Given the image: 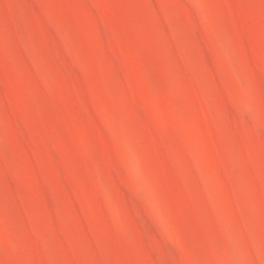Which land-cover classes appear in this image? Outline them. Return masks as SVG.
<instances>
[{
	"label": "rangeland",
	"instance_id": "rangeland-1",
	"mask_svg": "<svg viewBox=\"0 0 264 264\" xmlns=\"http://www.w3.org/2000/svg\"><path fill=\"white\" fill-rule=\"evenodd\" d=\"M0 264H264V0H0Z\"/></svg>",
	"mask_w": 264,
	"mask_h": 264
}]
</instances>
